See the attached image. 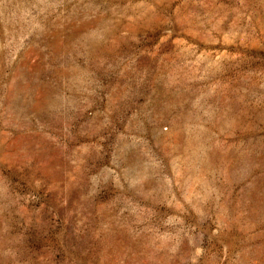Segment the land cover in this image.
Masks as SVG:
<instances>
[{
  "label": "rangeland",
  "instance_id": "rangeland-1",
  "mask_svg": "<svg viewBox=\"0 0 264 264\" xmlns=\"http://www.w3.org/2000/svg\"><path fill=\"white\" fill-rule=\"evenodd\" d=\"M0 264H264V0H0Z\"/></svg>",
  "mask_w": 264,
  "mask_h": 264
}]
</instances>
